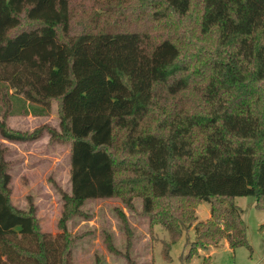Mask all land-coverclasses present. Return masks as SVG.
Returning a JSON list of instances; mask_svg holds the SVG:
<instances>
[{"label":"trees","instance_id":"16d2710c","mask_svg":"<svg viewBox=\"0 0 264 264\" xmlns=\"http://www.w3.org/2000/svg\"><path fill=\"white\" fill-rule=\"evenodd\" d=\"M148 2L158 21L201 7V35L213 36L215 47L201 60L200 78L189 75L171 37L95 27L71 34L72 0H0V84L32 104L56 101L60 129L51 136L71 146V194L57 236L40 231L33 205L27 212L13 206L0 149V264H71L80 238L68 232L67 213L126 194L143 199V214L170 234L171 246L194 226L187 258L222 241L252 251L235 199L253 197L264 210V0ZM190 93L201 96V111L185 98ZM156 110L157 125L144 127ZM41 133L0 120L9 141ZM134 158L131 177L118 181ZM203 202L210 217L198 222ZM108 249L120 254L111 243Z\"/></svg>","mask_w":264,"mask_h":264},{"label":"rangeland","instance_id":"374dc122","mask_svg":"<svg viewBox=\"0 0 264 264\" xmlns=\"http://www.w3.org/2000/svg\"><path fill=\"white\" fill-rule=\"evenodd\" d=\"M71 4V34L95 27L109 32L137 31L155 35L160 40L171 37L180 44V60L188 65V73L194 80L201 77V60L215 47L213 36L203 38L201 35V7L198 4L193 6L188 18L172 15L160 21L154 18L148 0H72ZM25 25L31 24L26 22ZM185 98L197 104V111L204 107L201 96L195 93ZM172 102L169 99L168 105ZM58 112L56 101L50 107L32 104L14 89L0 84V120H5L10 129L25 134L42 129L39 138L27 141H9L0 135V149L4 151L11 177V202L24 212L33 205L40 231L52 236L61 233L60 222L66 211L64 196L71 194L70 143L52 138L50 132H59ZM159 117L156 110L144 127L150 128L153 124V129ZM135 161V158L131 159L118 172V181H128L131 177L128 165ZM126 195L88 200L80 213H67L68 232L80 238L73 250L71 264H127V253L135 264H264V233L260 230L264 225V210L256 208L255 198L235 199L243 210L242 219L248 227L247 240L252 251L246 247L231 249L226 241H222L219 246L207 250L198 248L193 257L187 258L196 241L194 226L171 246L170 234L143 214V199L132 196L129 202ZM210 212L208 203L197 205L198 222L207 220ZM108 243L120 254L109 251Z\"/></svg>","mask_w":264,"mask_h":264}]
</instances>
